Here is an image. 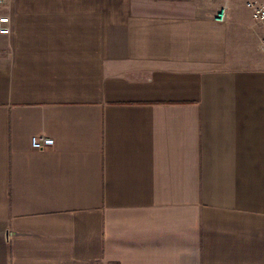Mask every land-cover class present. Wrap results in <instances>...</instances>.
Masks as SVG:
<instances>
[{
    "label": "crops",
    "instance_id": "crops-1",
    "mask_svg": "<svg viewBox=\"0 0 264 264\" xmlns=\"http://www.w3.org/2000/svg\"><path fill=\"white\" fill-rule=\"evenodd\" d=\"M249 1L0 5V264H264Z\"/></svg>",
    "mask_w": 264,
    "mask_h": 264
},
{
    "label": "built area",
    "instance_id": "built-area-1",
    "mask_svg": "<svg viewBox=\"0 0 264 264\" xmlns=\"http://www.w3.org/2000/svg\"><path fill=\"white\" fill-rule=\"evenodd\" d=\"M8 0H0V5H3ZM250 5L253 8V16L257 23L264 26V0H252L249 1ZM227 6L221 7L215 18L219 21H223L226 17ZM11 23L12 19L10 15L0 14V34H9L11 32ZM55 143L53 137L47 135H39L36 137V145L43 148L53 146Z\"/></svg>",
    "mask_w": 264,
    "mask_h": 264
}]
</instances>
